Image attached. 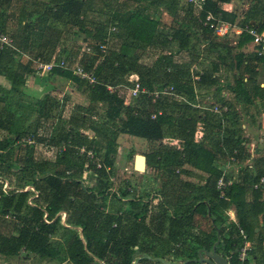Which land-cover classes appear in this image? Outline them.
Returning a JSON list of instances; mask_svg holds the SVG:
<instances>
[{"label":"trees","instance_id":"16d2710c","mask_svg":"<svg viewBox=\"0 0 264 264\" xmlns=\"http://www.w3.org/2000/svg\"><path fill=\"white\" fill-rule=\"evenodd\" d=\"M13 1L0 0V33L9 35L6 21L13 15H4L11 9ZM95 1H27L21 9L20 32L16 33L17 37L9 35L16 51L0 50V77L10 84L8 90L0 87V254L13 257L23 251L59 264H199L194 262L198 254L211 251L216 244V253L229 264H241L238 254L243 244L239 234L242 229L247 239L255 243L246 264H264L261 248L264 233H255L260 215L264 228V199L261 192L251 186L264 177L263 173L245 174V178H241L243 181L234 182L227 188L225 198H219L216 191V183L223 173L219 165L215 170L204 171L208 178L202 189L181 185L179 181L181 174H186L182 171L185 165L202 171V165L212 164L214 159L207 149V142L213 135L220 137L215 142V162L220 157L227 161L234 158L232 162L244 165L251 158L249 144L235 137L240 130H237L238 113L230 101L208 91L206 96L211 99L206 103L210 108L217 106L219 113H210L213 116L208 112L196 113L200 107L194 105L193 84L215 87L218 65L213 60L206 66L201 64V72L194 73L199 81L182 83L180 77L183 79L184 75L179 76V70L186 68L189 72L194 61L181 65L168 55H161L152 67L141 63L143 54L154 48L190 54L191 38L198 34L203 40L212 42V31L202 27L199 20L204 19L207 11L223 16L219 6L225 0L208 1L203 11L182 4L181 0H132L131 3L102 0L108 10L105 14L95 10ZM261 2L263 0H257V3ZM116 5L123 8L117 9ZM164 12L171 18L170 25L162 21ZM93 13L98 14L97 21L92 19ZM102 14L105 15L103 22L98 21ZM53 21L71 22L94 42L105 37L107 28H115L113 36L119 41L118 49H110L102 61L95 51L91 57L84 56L81 62L86 70L96 73L102 84L88 86L61 69H54L50 74L85 87L90 104L106 106L102 119L105 123L116 124L118 133L151 143L162 142L165 138L177 141L175 146L161 143L154 152L145 155L147 165L166 175L173 184L171 204L161 198L156 182L144 194L140 191L131 193L118 184L112 189L109 176L114 169L117 144L95 131L100 129L92 125L91 107L71 113L61 123L60 118L56 123H49V119H53V109L56 110L58 105L36 102L40 113L34 129L27 135H32L37 145L25 149L21 157L10 162V149L21 137L19 129L24 125L17 122L19 98H15L26 85L27 78L35 74V70L23 64L19 56L27 52L35 59L49 61L62 39L60 31L50 26ZM212 46L215 48V42ZM93 59H99L102 64L99 71L94 70ZM258 60L264 65V54L259 55ZM236 61L237 68L243 65L245 72L234 78L237 87L233 92L234 99L242 106H255L252 102L264 98V79L263 87H260L257 73L239 56ZM132 75H137L149 92L171 86L176 93L185 96L189 104H176L168 97H162L155 103L142 98L133 106H125L123 95L118 90L110 93L106 86L116 89L126 85ZM158 111L161 115L150 120L149 115ZM199 124L204 138L196 142L194 135ZM87 132L95 136L89 137ZM48 135L56 139L41 143ZM96 135H100L101 140ZM38 139L41 141L37 142ZM61 141L68 146L60 155L47 157L36 148L44 144L57 146ZM82 148L91 151L94 158L81 154ZM130 158L133 160L134 156ZM96 159L103 165L102 169H97ZM85 172L95 179L91 188L81 178ZM26 187L28 190L24 191ZM111 190L114 193L111 194ZM249 192L251 202L246 201ZM34 194L37 197L33 198ZM155 199L158 200L156 203ZM29 200L31 204H28ZM232 207L236 210V223L227 216ZM7 216L11 217L10 221H6ZM197 217L202 224L198 225ZM56 235L60 237L56 238Z\"/></svg>","mask_w":264,"mask_h":264},{"label":"crops","instance_id":"0c3cea01","mask_svg":"<svg viewBox=\"0 0 264 264\" xmlns=\"http://www.w3.org/2000/svg\"><path fill=\"white\" fill-rule=\"evenodd\" d=\"M263 2L257 3V0H225L221 2L219 7L223 13V16L221 14L220 15L218 14V19L221 21L222 25L226 27L227 33L225 35H221L222 33L219 34L217 32H212L211 33V38H212L211 40H213L212 42H209V40H203L201 34L192 36L191 38L192 48L190 54L188 53L178 54L176 51H169L170 53L168 54L167 50H162L160 48H154L148 50V51L156 52V55L153 59L154 61L157 57H160L161 55H168L176 63L177 61H180L178 62V64L181 65H184L182 64V62L184 61H186L184 63H188L189 61L192 62L194 61L193 67H195L196 70L194 71V73L200 71L201 69L202 60L201 59L197 60L198 58L203 59V57H207L215 61V64L218 65L219 67V72L216 74L217 82L215 84V91L212 90L213 89L212 86L208 88L206 86L193 84L194 93L196 95V100H194L196 103H194V105L200 107V110L196 111V113L198 115H203V114H207L208 112L209 116H213L211 115L212 113L209 111L210 108L208 106L209 104L207 105L206 103V101H210L209 99H211V96H206L208 95L206 93H208L209 91L213 95V93L215 92V96L217 94L218 97H223V99L230 101L232 106L237 111L238 113V118H236L238 119L237 130L240 128L241 129L238 131V134L235 135V137L242 139L245 144L247 143L249 144L248 146H249V153L251 154L250 155L251 158L250 160L246 161L244 165H237L234 162L230 161V159L229 161H227L224 157L223 158L220 157L215 162V142L219 140L220 137L219 135H213L210 142L209 141L207 142L208 144L207 149L211 151V155L213 156L214 159L212 161V164L202 165L201 169L203 172L192 166L185 165L182 168V171L183 170L186 171V174H181L179 179L181 185L187 184V186L189 185L195 188H201V189L204 188L207 185L206 181L208 178V174H206L204 171L215 170L216 165H219L222 169L223 173L221 176H224L225 180L231 181L232 184L234 182L238 183L243 181L244 179L241 180V178H243V176L245 178V174L247 175L251 173L264 174V98L252 102L253 104H255V106L248 104L242 106L241 102L233 99L234 98L233 92L237 90L235 81L233 80L231 83L227 81V78H230L232 76L235 78L238 76V74H241V72H245L243 65H239L237 68L236 60L239 56L241 61L243 60L245 64H248V67L251 70L253 69V72L257 73V83L260 85V87H263L264 65L258 60L259 55H257L256 53L259 47L253 43V37L250 34V32L253 31L254 33L264 37V7H263L264 3ZM162 21L166 25L171 24V18L167 15L166 12L162 14ZM50 26L52 27L56 26L55 28L61 30L60 27L64 26V23L53 21L50 23ZM214 42H215V48L212 46V43ZM61 51L63 52V54ZM57 52H60L62 55L66 53H70L69 50L66 51L63 47H61L57 43L56 50L50 56V59L53 55L57 54ZM160 52L163 53L159 55ZM22 54H25L26 56L30 55L27 52ZM19 58H21V54ZM78 58H80V55L78 56ZM33 60H41L42 62L46 63L41 58H36ZM154 61L150 63L151 67L154 64L153 63ZM185 69H180L178 72L179 76L184 75L183 79L182 77H180L182 83H184L185 81L192 80L190 71L187 72L185 71ZM56 76L57 75H53L52 79H54ZM68 81L70 82V80ZM0 84H1L0 87L3 89L8 90L10 88V84L4 78L1 77H0ZM226 92L229 93V95H231L232 99L228 97L229 95L228 96L226 95ZM201 94L203 96H201ZM236 119L234 121H236ZM51 134H53V132ZM162 144H169L171 146H175L177 144V141L175 139L173 140V139L165 138L164 140H162ZM133 163H134V158H133ZM153 170L156 171L155 169L147 165V159H146V172L149 173L152 172ZM172 185H173L172 183H168L167 187L170 188ZM6 187H7V183H5L4 185V188ZM156 187L159 190H161L160 185L157 184ZM27 190L28 187L24 189V191ZM261 194H262V199H264V193L261 192ZM172 200L173 198L168 203L171 204L173 202ZM157 201L158 200L155 199L154 203H156ZM246 201L247 202L252 201V195L250 192L246 198ZM28 204H31L30 200L28 201ZM227 216L229 217L230 221L235 223L234 220L235 219L237 220L236 210L233 207L230 208L227 212ZM10 218L11 217L7 216L5 219L6 221H10ZM257 222H258L257 225L259 227L255 229V233H259V232L264 233L261 215L257 218ZM197 223L198 225L199 223L202 224V221L200 220L198 221V217H197ZM135 263L137 264V262ZM0 264H59V263L56 261L40 259L36 255H28L23 251H20L19 255L13 257H6L0 254Z\"/></svg>","mask_w":264,"mask_h":264},{"label":"rangeland","instance_id":"374dc122","mask_svg":"<svg viewBox=\"0 0 264 264\" xmlns=\"http://www.w3.org/2000/svg\"><path fill=\"white\" fill-rule=\"evenodd\" d=\"M27 1H33V0H20V1L14 0L13 3L11 4V9L9 10L8 13L4 15L5 17H10L9 15L11 14L13 15L12 17H10L11 20H9L8 18L6 21L8 34L10 36L12 35L16 36V33H19L21 30L20 27L23 21L21 9L25 6ZM38 1L46 2L47 0H38ZM127 1L128 3H131L132 0H127ZM181 3L184 4L185 2L181 0ZM94 4H95V10L99 9L104 14L108 11L107 6H105L102 0H96ZM116 8L122 9L123 7H120V5L119 6L116 5ZM91 17L93 20L97 21L96 18H98V14L93 13ZM104 19H105V15L102 14L100 15L98 21L100 20L101 22H103ZM63 23L64 26H61L60 27L61 30H58L60 31V36H62L59 45L63 47L66 51L69 50L70 55L76 57L77 59L78 56L80 55L79 59L82 62V59L84 57L80 52V45L81 43H84L85 41L89 40L86 35V32L80 30L76 25H73L71 22H63ZM94 28L95 26H93L90 31L93 32ZM87 29L90 28L87 26ZM110 47H111L110 48L111 51H115L119 47V41L115 36H113V40ZM160 54L161 53H159V55ZM155 55L156 52L147 51L145 54H143V59L141 63L150 66L151 65L150 63L154 61L153 59ZM27 57L28 59L26 57H21V62L23 64H28L30 68L34 69L35 74L27 78L26 85L21 88V93L18 94L17 98H15L16 100L19 98V103L17 107V113H18L17 122L24 125L19 129L20 132L17 130L19 133H21L20 134L21 137L18 139V142L15 143L13 147L10 149L9 152L10 162L11 163L15 162L17 157L19 156L21 157L25 153V149L30 147L26 143L21 141L23 138L30 136L27 134H29V132H32L37 122V118L40 111L36 106V102H39L41 104L42 102H46L47 105L53 102L55 105H58L56 110L55 108L53 109L54 110L53 119L52 120L49 119V123L51 122L56 123L57 119L59 118L61 123L63 122V119H65L66 121L68 117L71 115V113H76L77 110H81V108L82 109L85 108L83 109L85 111L86 109L91 107L93 108V111L91 113V118H95L93 120L91 119L93 122L92 125H94L95 127H99L100 129V130L95 129V131L105 134L107 138L113 139L117 144V152L114 158V169L113 168L111 169L109 176V183L112 184V189H113V185L115 186V184L117 183L119 187H125L131 193L140 191L141 193L144 194L145 191L148 190V188L151 187V185L156 182L161 187V193H162L161 198L168 203L172 199V192L174 191V188L172 186L170 188L167 187L169 183L168 177L154 170L149 173L148 172H145L143 174L137 173L133 170V160L130 158L131 155L132 156L149 155L150 153L154 152L161 145L162 142L151 143L142 139L133 138L118 133V126L116 124L105 123V121L102 119L103 117H105L106 114V106L99 103L90 104L87 98L85 87L79 85L77 86L75 85L74 82L71 81L69 82L64 78L60 79L61 77L59 78L57 76L54 79H52L53 75H51L50 73L48 74L37 73L35 69L36 67L32 62V60L35 59V57L32 55H27ZM99 59L98 61L96 59H93L94 65L92 64L95 67L94 70L97 69V71H99L100 67L102 66V64L100 63L101 60L99 61ZM199 59H201L204 62L201 64L205 66L208 65V63L212 60L207 57H203V59L198 58L197 60ZM233 80H234L233 76L227 78V81L230 83ZM212 88H213L212 90L215 91V87L212 86ZM226 95L228 96L229 93L226 92ZM228 97L232 99L231 95H229ZM12 102H16V101H12ZM87 134H88L87 136L89 137L95 136L93 135L92 132H87ZM96 136L101 140L100 135H96ZM59 137L57 139H59ZM52 139H56V138H51V135H48V138L44 139L43 140L44 142L42 141L41 143L47 144ZM38 141L41 140L38 139L37 142ZM62 143L63 141H61L59 145ZM81 178L87 187L91 188L95 185V179L89 172L83 173ZM112 192L113 190H111V194ZM35 197H37V194H34L33 198ZM62 219H64V216H62ZM234 221L235 223L237 222L236 219ZM59 237L60 236L56 235V238Z\"/></svg>","mask_w":264,"mask_h":264},{"label":"built area","instance_id":"2783aa9c","mask_svg":"<svg viewBox=\"0 0 264 264\" xmlns=\"http://www.w3.org/2000/svg\"><path fill=\"white\" fill-rule=\"evenodd\" d=\"M185 4L192 5L197 11H203L206 3L211 0H183ZM199 23L202 27L209 29L212 32H217L221 35H225L227 33L226 27H224L221 21L218 19V15H215L211 11H207L205 13V17L203 20H199ZM115 32L114 27H109L106 30L105 37L98 42L94 41H85L80 45V52L82 56L91 57L94 52H97L98 58L102 61L104 57L109 53L110 46L113 40V33ZM251 36L253 37V43L259 47L257 54L262 55L264 54V37L254 33L253 31L250 32ZM7 50L10 49L12 51H16L14 43L12 39L5 33H0V50ZM169 54V50H167ZM22 57H28L25 54L20 53ZM35 65V69L37 73H51L54 69H61L64 71L70 72L75 78L80 80L81 82L85 83L88 86H93L97 84H102V80L94 73V71L86 70L85 66L81 63L80 59L70 55V53H66L62 55L60 52L53 55L49 62H42L41 60H32ZM180 61H177V63ZM186 62V61H184ZM182 62V63H184ZM191 78L193 83L199 81V77L194 75L195 67L190 68ZM107 91L110 93H115L118 90V93L123 95V102L126 106H133L138 100L142 98L150 99L152 103H155L159 98L168 97L170 101L176 104H189L187 98L183 95H180L174 91L171 86L163 87L157 91L149 92L145 87L142 86L141 82L138 80L137 75H132L128 79V84L120 85L116 89L114 87L106 86ZM209 111L213 114L219 113V108L217 106H213L209 109ZM223 111H226L224 109ZM161 115V112L158 111L157 113H151L149 115L150 120H155L157 116ZM95 119V118H93ZM201 124L198 125V129L195 132L194 140L196 142H200L203 140L204 135L201 130ZM21 142L26 143L28 146H36V141L34 140L33 136H27L22 139ZM68 146V144L62 143L57 146H48L38 145L36 148L38 151H42L43 154L47 157H52L54 155H60V153ZM79 152L85 153L87 157L94 158V155L91 151H85L83 148L79 150ZM230 161H234V158H231ZM96 167L97 169H102L103 165L101 162L96 159ZM109 171L108 169H105ZM88 173V172H87ZM232 185V182L229 180H225L224 176H221L216 183V191L219 193V198H225V193L227 188ZM117 183L115 184V187ZM252 189L255 191H260L264 193V178L258 179L252 185ZM115 190V188H114ZM240 237L242 238L243 244L239 250L238 259L241 264H246V260L248 259L249 253L254 247V242L247 239L245 232L242 229H239ZM261 248L264 253V241L261 243ZM227 261V260H226ZM229 264V263H228Z\"/></svg>","mask_w":264,"mask_h":264},{"label":"water","instance_id":"95a60500","mask_svg":"<svg viewBox=\"0 0 264 264\" xmlns=\"http://www.w3.org/2000/svg\"><path fill=\"white\" fill-rule=\"evenodd\" d=\"M133 170L137 173L146 172V157L143 155H135ZM218 243V242H217ZM216 244L212 247L211 251H206L204 253H199L198 258L194 260L199 264H228V262L215 251ZM136 264V263H134ZM187 264V262L185 263Z\"/></svg>","mask_w":264,"mask_h":264}]
</instances>
